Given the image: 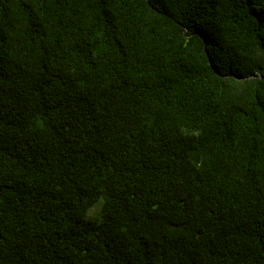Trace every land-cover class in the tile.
Returning a JSON list of instances; mask_svg holds the SVG:
<instances>
[{
	"label": "trees",
	"instance_id": "obj_1",
	"mask_svg": "<svg viewBox=\"0 0 264 264\" xmlns=\"http://www.w3.org/2000/svg\"><path fill=\"white\" fill-rule=\"evenodd\" d=\"M0 264H264V0H0Z\"/></svg>",
	"mask_w": 264,
	"mask_h": 264
},
{
	"label": "rangeland",
	"instance_id": "obj_2",
	"mask_svg": "<svg viewBox=\"0 0 264 264\" xmlns=\"http://www.w3.org/2000/svg\"><path fill=\"white\" fill-rule=\"evenodd\" d=\"M95 212H96V208H91L88 213L90 216H94Z\"/></svg>",
	"mask_w": 264,
	"mask_h": 264
}]
</instances>
